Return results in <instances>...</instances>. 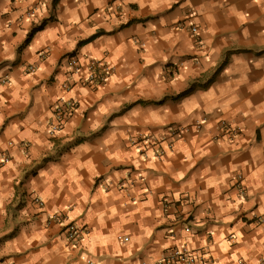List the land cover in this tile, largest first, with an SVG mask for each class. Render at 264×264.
Instances as JSON below:
<instances>
[{"label":"crops","instance_id":"obj_1","mask_svg":"<svg viewBox=\"0 0 264 264\" xmlns=\"http://www.w3.org/2000/svg\"><path fill=\"white\" fill-rule=\"evenodd\" d=\"M93 59L112 75L90 90ZM0 78V264L264 259V0H0ZM61 98L81 104L51 133ZM184 196L196 234L172 224Z\"/></svg>","mask_w":264,"mask_h":264},{"label":"built area","instance_id":"obj_2","mask_svg":"<svg viewBox=\"0 0 264 264\" xmlns=\"http://www.w3.org/2000/svg\"><path fill=\"white\" fill-rule=\"evenodd\" d=\"M180 26H184V22L178 23ZM190 33L192 34L195 39H198L199 34V27L195 24H190ZM63 60H66V64L70 68L71 76H75L80 73L81 66L79 64V60L75 58L73 55H67ZM28 70L30 72L34 71L35 68L33 66H29ZM112 75V67L107 64L105 60H97L93 59L90 60V62L87 64L86 74L85 78L82 80V83L85 84L84 86H87L90 90L94 88H98L101 85H103L106 81L110 79ZM5 78H0V83L2 81H5ZM64 90H69L70 85L69 83L63 84ZM81 102L78 99L70 98V99H58L56 104L53 107L54 116H55V123H50V132L51 133H59L61 132L65 125L67 124L69 118L75 114L80 106ZM223 128L229 130L232 129L230 124L224 123ZM145 139V146L149 145L153 139ZM141 152H143V149H141ZM165 154L164 151H161L158 153V157ZM4 157V161H7L8 158L6 156ZM134 167V165H133ZM125 174L115 180L113 182L114 186H116L118 189L122 191L128 190L130 186L134 183L135 176V170L132 168H126ZM139 177V176H138ZM141 178V176L139 177ZM187 201H189V197H182L179 199L177 207V214L175 216V219L173 220V223L175 226L179 225L182 227L184 231H186L189 234H196L194 231L196 228L197 223L195 222V219L192 217V215H187L186 212H183L182 206H184ZM165 212L167 213L169 211V208L171 207L172 203L166 199L163 198L161 201ZM85 228H80L75 226L74 224H69L66 229L65 233L67 235V239L69 243H72L74 247H78L82 236L84 233H86ZM173 233V232H172ZM129 240V237L125 236L123 238V242H127ZM86 264H109L106 261L100 260L98 258H91L86 260ZM156 264H218L215 259L207 253V250L204 248H196L190 245L189 243H182L174 245L170 248H167L165 250L164 256L156 262ZM260 264H264V259L261 261Z\"/></svg>","mask_w":264,"mask_h":264},{"label":"trees","instance_id":"obj_3","mask_svg":"<svg viewBox=\"0 0 264 264\" xmlns=\"http://www.w3.org/2000/svg\"><path fill=\"white\" fill-rule=\"evenodd\" d=\"M57 0H54V3L56 2Z\"/></svg>","mask_w":264,"mask_h":264}]
</instances>
